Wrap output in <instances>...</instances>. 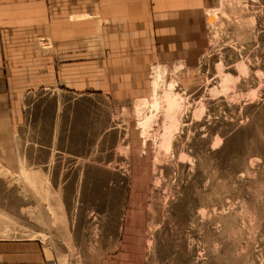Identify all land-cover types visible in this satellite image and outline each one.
Masks as SVG:
<instances>
[{
  "label": "rangeland",
  "instance_id": "obj_1",
  "mask_svg": "<svg viewBox=\"0 0 264 264\" xmlns=\"http://www.w3.org/2000/svg\"><path fill=\"white\" fill-rule=\"evenodd\" d=\"M221 2L198 62L153 65L149 96L42 90L0 129V238L50 264H264V0ZM157 66L178 82L144 139Z\"/></svg>",
  "mask_w": 264,
  "mask_h": 264
},
{
  "label": "crops",
  "instance_id": "obj_2",
  "mask_svg": "<svg viewBox=\"0 0 264 264\" xmlns=\"http://www.w3.org/2000/svg\"><path fill=\"white\" fill-rule=\"evenodd\" d=\"M221 1L0 0V129L20 130L42 90L116 108L149 96L153 65L198 62ZM0 264L50 263L39 240L0 238Z\"/></svg>",
  "mask_w": 264,
  "mask_h": 264
},
{
  "label": "bare ground",
  "instance_id": "obj_3",
  "mask_svg": "<svg viewBox=\"0 0 264 264\" xmlns=\"http://www.w3.org/2000/svg\"><path fill=\"white\" fill-rule=\"evenodd\" d=\"M220 4H222V2ZM153 72L155 75V79L152 81V92H153V94L150 98L147 99L149 106H151L153 110L149 116H146V117L138 120V125L141 127V136L144 139H146L148 137L147 134H148L149 125H151V122H153L152 121L153 118L157 115V112L161 109V106H162V100H163L162 97L163 96H162V94L160 95V92H159L161 86L162 85L166 86L167 87L166 90H168V92L172 93L173 92L172 90L176 87L177 82H178L177 80H174V79L170 80L169 82L166 80V76L169 72L167 67L157 66L154 68ZM170 94H168L169 98L167 99V102H166L167 107H172V105L175 103V100L177 98V95H172L170 97ZM138 109H141V108H138ZM21 172L25 175L24 168L21 169ZM25 177H26V175H25Z\"/></svg>",
  "mask_w": 264,
  "mask_h": 264
}]
</instances>
